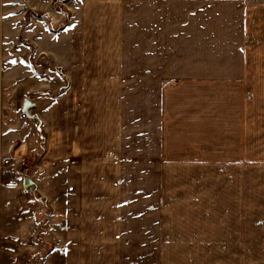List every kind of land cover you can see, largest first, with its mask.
<instances>
[{
  "label": "crops",
  "instance_id": "obj_1",
  "mask_svg": "<svg viewBox=\"0 0 264 264\" xmlns=\"http://www.w3.org/2000/svg\"><path fill=\"white\" fill-rule=\"evenodd\" d=\"M53 2L0 0V158L45 160L40 199L0 175V264H100L88 254L116 212L89 185L101 152L125 145L132 100L155 121L140 138L161 162L264 166V0H77L54 31ZM249 11L257 48L244 45Z\"/></svg>",
  "mask_w": 264,
  "mask_h": 264
},
{
  "label": "rangeland",
  "instance_id": "obj_2",
  "mask_svg": "<svg viewBox=\"0 0 264 264\" xmlns=\"http://www.w3.org/2000/svg\"><path fill=\"white\" fill-rule=\"evenodd\" d=\"M76 1L54 0L53 10L64 14V21L53 31L69 26ZM44 16L26 14L28 22ZM246 17L245 47L262 46V40L252 34L256 24L250 22V11ZM36 64L39 74L51 68L42 60ZM55 71L65 76L62 70ZM39 95L33 93L31 98ZM246 97L247 102L253 99L250 91ZM139 110L132 100L131 115L125 116L131 119V128L125 131L122 152L111 161L108 153L101 152L98 173L93 169L89 187L100 199L101 210H114L116 217L110 218L114 223L108 230L103 227L98 246L93 245L88 256L98 254L100 264H264V166L161 162L166 160L161 145L150 144L147 138L145 146L140 138L141 129L155 135V121ZM25 158L31 167L26 175L34 180L44 167L43 149ZM0 175L4 183L6 178ZM44 203L40 204L45 211Z\"/></svg>",
  "mask_w": 264,
  "mask_h": 264
},
{
  "label": "built area",
  "instance_id": "obj_3",
  "mask_svg": "<svg viewBox=\"0 0 264 264\" xmlns=\"http://www.w3.org/2000/svg\"><path fill=\"white\" fill-rule=\"evenodd\" d=\"M29 159L16 158L15 156L4 157L0 160V170L5 176L6 184L24 182L26 178H31L26 173L31 169Z\"/></svg>",
  "mask_w": 264,
  "mask_h": 264
},
{
  "label": "water",
  "instance_id": "obj_4",
  "mask_svg": "<svg viewBox=\"0 0 264 264\" xmlns=\"http://www.w3.org/2000/svg\"><path fill=\"white\" fill-rule=\"evenodd\" d=\"M36 104L30 99H26L23 104V114L26 120L38 122V116L34 114ZM23 191L27 196L37 198V185L32 178H26L23 182Z\"/></svg>",
  "mask_w": 264,
  "mask_h": 264
},
{
  "label": "trees",
  "instance_id": "obj_5",
  "mask_svg": "<svg viewBox=\"0 0 264 264\" xmlns=\"http://www.w3.org/2000/svg\"><path fill=\"white\" fill-rule=\"evenodd\" d=\"M63 91V90H62Z\"/></svg>",
  "mask_w": 264,
  "mask_h": 264
}]
</instances>
